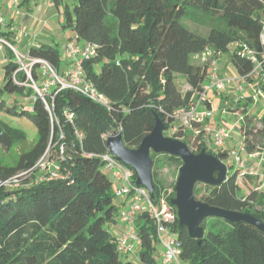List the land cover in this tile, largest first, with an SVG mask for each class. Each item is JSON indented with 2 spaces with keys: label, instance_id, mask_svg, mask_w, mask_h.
<instances>
[{
  "label": "trees",
  "instance_id": "16d2710c",
  "mask_svg": "<svg viewBox=\"0 0 264 264\" xmlns=\"http://www.w3.org/2000/svg\"><path fill=\"white\" fill-rule=\"evenodd\" d=\"M31 1L21 0L20 6ZM53 2L58 11L61 7L62 28L73 32L78 44L94 46L95 54L82 62L84 78L106 97L108 106L96 104L72 89L56 94L52 90L45 98L46 104L39 98L33 100L36 93L30 81L18 70L13 53L6 48L0 113L28 119L36 128L37 140L31 149L20 152L14 165L0 162V179L32 170L48 149L62 178L34 183L38 175L34 171L20 187L0 189V264H158L154 256L155 224L149 214L141 215L136 222L140 238L136 263L118 253L117 237L105 229V225L118 222L124 203L115 204L112 181L100 158L107 151L103 135L119 132L123 145L136 150L153 130L157 116L168 137L173 112L190 105L206 81L208 62L201 59L206 50L213 55H228L237 75L247 76L252 64L239 51H264V0ZM183 20L208 28L207 34L184 27ZM215 21L221 26L210 25ZM7 35L0 32V38L8 41ZM27 54L47 61L57 73L63 63L55 45L31 46ZM176 75H183L189 86L184 94L175 85ZM31 76L38 81L35 69ZM4 94H25L32 107L5 100ZM241 106L238 102L229 109L243 114L240 132L246 154L264 152V115L250 116L248 102ZM66 113L72 115L71 122L66 120ZM76 133L82 135L81 139ZM191 135L178 130L171 138L183 143L188 139L189 144H185L194 154L205 150L220 161L227 158L225 149L213 153L205 147L204 136L193 139ZM25 142L23 130L0 118L2 148L8 150ZM155 155L163 156L169 165L183 164L176 156ZM150 158L153 201L164 199L176 212L171 204L175 185L165 184L160 176L162 167L155 164L162 160ZM128 168L136 181L135 171ZM239 178L251 181L253 176H241L235 166L226 167L217 185L196 184L194 197L212 207L252 215L264 223V192L253 189L246 196L239 195ZM200 227V239L190 238L178 221L173 228L181 243L182 264H264L263 232L242 222L215 217L203 219Z\"/></svg>",
  "mask_w": 264,
  "mask_h": 264
},
{
  "label": "built area",
  "instance_id": "2783aa9c",
  "mask_svg": "<svg viewBox=\"0 0 264 264\" xmlns=\"http://www.w3.org/2000/svg\"><path fill=\"white\" fill-rule=\"evenodd\" d=\"M9 1L15 5L18 3V0ZM3 23L5 21L1 18L0 24ZM261 39L264 41V19L261 25ZM3 48L9 49L13 53L14 61L19 67L18 70L23 71L27 80L30 81V86L36 93V97L32 98L33 100L39 98L46 104L45 98L51 94L52 90H56V94L64 89H72L96 104L103 107L108 106L106 97L100 94L95 86L84 78L82 62L95 54L93 45L88 43L78 44L75 41V37L68 41L63 49L67 70L62 74H58L43 59L31 57L27 53H18L7 40L0 38V51ZM239 55L250 61L252 70L247 76H239L236 80L234 78H225L220 74L219 64L221 55H213L209 50H206L202 54V61L208 62L206 81L195 94L190 105L173 112L172 125L166 131L169 138L178 132V130L190 132L193 139L202 135L205 137V147L207 150L217 153L218 150L224 149L227 141L230 140L232 132L241 136L240 124L243 121V114L237 110L236 112L240 115L235 119L233 125L229 127L223 119L217 120L212 110V101L209 97L210 93L222 95L227 88L234 87L237 81L249 82V79H254L255 81L257 78L264 81V51L255 52L254 50L243 48L239 51ZM1 68L2 64L0 61ZM33 69L38 74L37 82L31 76ZM259 88L262 89L261 85H259ZM51 98L53 99L52 95ZM65 116L66 120L71 122L72 115L66 113ZM110 134H104L103 138L107 141ZM76 136L78 139L82 137L79 133H76ZM60 137L62 138L63 136L61 135ZM199 143H201L200 140L198 141ZM232 151L235 156V167L239 170L240 175H254L253 172L248 170L245 161L240 156V154L246 153L244 144L237 143ZM235 151L238 153H235ZM62 155L63 147L60 148L61 158ZM251 155L260 157L262 161L264 159V152H255ZM100 158L104 162L105 170L110 173V177L119 183V187L115 190V197L124 200V208L120 209L118 215V222L124 229L122 234L116 239L118 253L122 256L136 255L140 246L136 222L141 215L147 213L155 224L156 240L160 249L158 264H182L180 260L181 243L173 230L178 221L177 213L164 199H161L158 203L151 200L148 190L143 186L135 184L133 172L123 163L116 160L108 148ZM34 171L38 173L34 183L62 178L59 174V167L51 160V153L48 149L32 170L20 172L5 180L0 179V189H15L20 187L22 182L31 179ZM255 175L257 174L255 173Z\"/></svg>",
  "mask_w": 264,
  "mask_h": 264
},
{
  "label": "rangeland",
  "instance_id": "374dc122",
  "mask_svg": "<svg viewBox=\"0 0 264 264\" xmlns=\"http://www.w3.org/2000/svg\"><path fill=\"white\" fill-rule=\"evenodd\" d=\"M51 1L53 2V0ZM28 7L31 9L30 10L31 15L33 16L36 14L37 10L40 11V8L42 7L45 9V11L47 10L46 20L50 19V17H54V18L50 20V24L47 25L46 27H44L42 23H39V24L34 23L33 26H31V28H27V29L15 28L14 30H12V28L10 27L11 25H10L9 16L6 15L5 11L0 10V18L4 19V21L7 22V23L0 24V32L8 33L10 31L17 37L14 41H11L10 43L16 49V51L20 54L27 53L28 50L30 49L29 45L37 47L38 43L42 42V40L39 39L42 36V34L50 33V35L52 36V39L49 40L45 44L55 45L57 47L59 51V55H60V60L63 62L58 68V73L62 74L64 71L67 70V64L64 59V50H63L64 47H63V44L61 43L64 39L63 38L64 35H72V32L60 27L61 25L59 24V21H62V16L59 17L56 14L57 13L61 14V7L59 8V11H58L54 5L55 9L48 10L46 9L45 0H32L28 4ZM19 8L22 9V11L26 10V6L19 7ZM220 23H221L220 21H215L213 22V24H210V25L218 27V26H221ZM182 24L184 25V27L190 30H193L197 33H201L203 35L207 34L208 32V28H202L194 24L193 22H191V20H186V21L183 20ZM207 26H208V23H207ZM23 39L26 41H29L28 39H30L32 41L31 42L32 44H27V47L25 48L23 46L24 45L22 41ZM4 55H5V48L3 51H0V61H1L2 66H5L6 64ZM191 62L195 63L193 58H191ZM219 67H220V74H222V76L226 75L227 77H231L236 80L239 78L235 69L230 63L228 55L224 54L221 56ZM3 78H4V69L2 68L0 69V87H2L3 85ZM175 85L177 89H179L183 94L188 86L186 79L183 75H176ZM259 85H261L264 88V81H261L258 78L255 79L253 83L237 81V83L234 85V88L237 90H242V91L234 90V92H232L231 94L227 93L229 95L227 94L225 95V92L222 95H216L214 93H210L209 97L212 101V110L214 111L216 117H218L219 119H223L228 124V126L231 127L235 119H237L240 114L236 111H231L229 108L232 105H237L238 102H240V107H242L241 104H243L244 102H248L247 111L249 112L250 116L259 117V118L262 117L264 115V89L263 90L260 89ZM24 95L4 94L3 99L16 100L19 105L25 106V108L32 107L31 100L29 98H25ZM0 118L3 119L8 124H10L11 126L23 130L26 136V142L24 144L15 145L8 150L0 146V162L5 165H14L21 151L29 150L34 146V143L37 140V131L34 125L26 118L11 117L3 113H0ZM184 142L186 144H189L188 139H186ZM242 142H243L242 137L232 132L230 136V140H228L226 143L227 145L226 151H228V156L224 161H222V164L224 166L226 167L235 166V156L232 150H234L235 144L242 143ZM235 153H238V152L235 151ZM150 155L151 157L155 158V162H157L158 159L162 160L160 163H156L155 166L160 164L159 166L162 167V170L160 171L159 174L164 179L165 184L169 186H171V184L175 185L178 175H179V169L181 168V166L178 167L177 165H169L167 162H165L164 159H162L163 156L158 157L152 151L150 152ZM240 156L243 160L246 157L245 154H240ZM106 174L111 179L112 188L115 191L119 187V183L110 177V173L108 171H106ZM237 182L240 187L239 195L241 196H246L250 194L253 189L257 190L258 193L264 192V187H262L261 189H258L261 187V183H258L254 180L252 181L247 180V179L242 180L239 178ZM196 184H203V183L197 182ZM174 191H175V187H174ZM115 204L120 205V200L115 199ZM121 208H124V205ZM121 227L123 228V226L118 222L115 224L105 225V229H107L111 233V235L116 236V237H119L122 234ZM159 254H160L159 245L158 243H156V250L154 252V256L157 260L159 259ZM137 255H138V250L135 256H129L128 258L131 262L136 263Z\"/></svg>",
  "mask_w": 264,
  "mask_h": 264
},
{
  "label": "water",
  "instance_id": "95a60500",
  "mask_svg": "<svg viewBox=\"0 0 264 264\" xmlns=\"http://www.w3.org/2000/svg\"><path fill=\"white\" fill-rule=\"evenodd\" d=\"M155 120L153 130L136 150L128 149L123 145L119 132L111 133L106 141V146L113 157L135 171V184L145 187L153 200L150 152L176 156L183 164L179 169L175 184V199L171 200V204L176 208L178 224L186 229L190 238H201L203 230L200 223L209 217L234 223L242 222L264 233V223L252 215L212 207L195 199L193 192L195 184L200 182L209 186L217 185L225 176L226 166L214 155L207 154L205 150L194 154L185 143L164 136V124L157 116Z\"/></svg>",
  "mask_w": 264,
  "mask_h": 264
},
{
  "label": "crops",
  "instance_id": "0c3cea01",
  "mask_svg": "<svg viewBox=\"0 0 264 264\" xmlns=\"http://www.w3.org/2000/svg\"><path fill=\"white\" fill-rule=\"evenodd\" d=\"M20 4H21L20 0H18V3L16 5L9 0H0V10L5 11L6 15L9 16L10 25H11L10 27L12 28V30H14L15 28H18V29L19 28H23V29L31 28V26H33L34 23H37V24L42 23V25L44 27H46L47 25L50 24V20H52L54 18V17H50V19L46 20V11L47 10L45 11V9L42 8L43 6L40 8V11L37 10L36 14L33 16V15H31V11H30L31 9L28 7V5H25L26 10L22 11V9H20L19 7H24V6H20ZM45 5H46V9H48V10L55 9L54 4L51 0H45ZM56 15L61 17V14H59V13H57ZM5 23H7V22L5 21ZM62 23H63V19H62V21H59L61 28H62ZM73 37H74L73 32H72V35H64V37H63L64 39L61 43V44H63V47ZM7 38H8V41L11 42V41H14L17 37L12 32L9 31ZM39 39L42 40V42H39L37 46L47 43L49 40L52 39V36L50 35V33H46V34H42V36ZM28 40L29 41H26L24 39L22 40L23 44H24L23 46L25 48L27 47V44H32L31 43L32 41L30 39H28ZM21 46H22V44H21ZM29 46L31 47L32 45H29ZM3 50H4V48L1 51H3ZM7 55H8V50L5 48L4 59L7 57ZM223 77L231 78V77H227L226 75L225 76L223 75ZM188 89H189V86H187L185 92ZM234 90H235L234 87L227 88V90L225 91V95L227 93L231 94L232 92H234ZM229 94H227V95H229ZM217 120H219L218 117H217ZM226 146L227 145H225V147H224L225 150H226ZM235 146H236V144H235ZM235 146H234V148H235ZM244 154L246 155V157L244 159L246 166H247L248 170L250 172H253V174H254V175H252L254 177L252 180H254L258 183H261V187L258 188V189H261L262 187H264V159L262 161L260 157H254V156L246 154V153H244ZM255 173L257 175H255ZM259 175H261V176H259ZM119 200H120V205H122V203H124V200H122V199H119ZM121 229L123 232L124 229L122 227H121Z\"/></svg>",
  "mask_w": 264,
  "mask_h": 264
}]
</instances>
